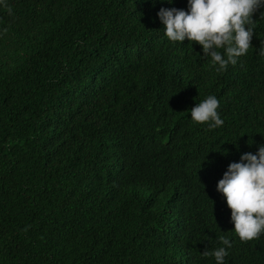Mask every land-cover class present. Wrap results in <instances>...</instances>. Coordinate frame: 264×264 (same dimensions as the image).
I'll return each mask as SVG.
<instances>
[{
	"label": "trees",
	"instance_id": "obj_1",
	"mask_svg": "<svg viewBox=\"0 0 264 264\" xmlns=\"http://www.w3.org/2000/svg\"><path fill=\"white\" fill-rule=\"evenodd\" d=\"M161 8L188 0H0V264H264L217 190L264 146V6L222 71Z\"/></svg>",
	"mask_w": 264,
	"mask_h": 264
},
{
	"label": "clouds",
	"instance_id": "obj_2",
	"mask_svg": "<svg viewBox=\"0 0 264 264\" xmlns=\"http://www.w3.org/2000/svg\"><path fill=\"white\" fill-rule=\"evenodd\" d=\"M262 6L264 0H188V11L161 8L157 15L169 40L183 42L187 38L202 45L204 56H210L219 65L217 70L222 71L229 63L235 65L236 58L252 46L254 26L249 25H253V14ZM219 49H224L226 59ZM218 107V99L208 96L191 108V118L200 124L208 123L210 129L222 126ZM217 190L226 198L240 240L258 239L264 233V146L257 154L244 153L240 162L230 163ZM220 240L231 247L227 238ZM203 255H214L217 264H224L228 253L221 247L212 253L204 251Z\"/></svg>",
	"mask_w": 264,
	"mask_h": 264
}]
</instances>
